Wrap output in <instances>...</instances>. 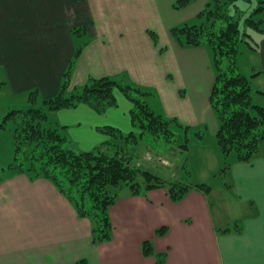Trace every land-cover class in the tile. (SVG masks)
Instances as JSON below:
<instances>
[{"label":"crops","instance_id":"crops-1","mask_svg":"<svg viewBox=\"0 0 264 264\" xmlns=\"http://www.w3.org/2000/svg\"><path fill=\"white\" fill-rule=\"evenodd\" d=\"M176 1L0 0V91L13 101L33 92L55 97L82 43L73 87L110 77L159 91L148 101L155 113L177 119L189 134L198 129V139L205 130L217 139L211 50L182 47L170 35L156 45L151 35V13L173 10L171 26L178 27L204 12L205 0L191 11H174ZM260 35L244 57V73L254 102L264 107ZM116 98L118 107L105 113L85 104L59 110L52 125L78 152L93 151L111 140L105 127L136 132L132 103L120 90ZM216 148V162L224 164ZM227 172L229 185L207 194L192 190L180 202L166 188L138 195L122 189L110 208L112 238L95 243L92 221L54 183L9 170L0 184V264H264V141L252 161L235 162Z\"/></svg>","mask_w":264,"mask_h":264},{"label":"trees","instance_id":"trees-1","mask_svg":"<svg viewBox=\"0 0 264 264\" xmlns=\"http://www.w3.org/2000/svg\"><path fill=\"white\" fill-rule=\"evenodd\" d=\"M193 1L178 0L174 7L184 9ZM239 1L209 0L206 10L200 15L202 24H185L172 29L180 45L208 47L212 52L216 78L210 103L220 123L217 143L226 163L225 171L235 162L252 161L264 141V107L254 102L251 79L239 67L242 44L246 43L249 49H256L259 44L253 47L246 41L253 36L244 32L234 18ZM263 10L261 6L255 12ZM247 24L257 33H264L261 21L252 17ZM74 34L80 35L81 31L78 29ZM152 36L156 39L155 33ZM83 48L82 43L77 46L55 97L42 99L41 107H38L39 96L37 92L31 93V107L9 111L0 129L6 128L8 122L14 127L15 160L10 171L27 173L31 178H44L54 183L74 204L79 216L92 221L94 242L103 243L112 238L110 208L122 189L128 188L138 195L166 188L172 201L180 202L192 190L207 194L212 188L208 184L169 181L140 163L143 160L141 147L146 139H162L175 143L182 151H188L189 128L175 118L155 113L148 102L154 93L131 83L103 77L91 79L82 87H73L71 74ZM116 90H120L133 105L131 120L136 132L123 135L116 128L105 127L101 130L111 137L110 141L93 151L77 154L66 148L67 139L57 128L45 126L49 113L81 104L98 113L118 107ZM3 172L0 170V184L4 179Z\"/></svg>","mask_w":264,"mask_h":264},{"label":"rangeland","instance_id":"rangeland-1","mask_svg":"<svg viewBox=\"0 0 264 264\" xmlns=\"http://www.w3.org/2000/svg\"><path fill=\"white\" fill-rule=\"evenodd\" d=\"M177 1L173 5L174 11H179V9H176L174 7ZM202 3L203 0H194L188 6V8L186 7V11H189L190 9L194 10V7H196L197 5H202ZM208 3L209 0H205L203 10H206ZM262 3L263 0H240L237 3L238 12L233 13L234 18L239 21L242 30L246 33H250V35L253 36V38H248L246 40L253 47H255L256 43L260 41L261 35L254 31L253 28L247 24V20L253 17L255 20L261 21V26L264 28V10L258 13L255 12L259 7H264V4ZM173 15V10L166 9L164 11H161V13H158V15H154L151 13L148 16L147 20L149 23V27L151 28L150 31H152L151 35L155 32L158 34H156L154 44L158 45L160 38L161 40H164L166 36L170 35L176 41V43L180 45L174 38L172 33V29L174 27L171 25L176 22V18H174ZM202 21L203 20L201 19H196L191 23L188 22V25H200L202 24ZM241 51L242 54L239 56V67L242 73H248L245 69L247 67L244 66V57L245 55L247 56V53L250 51V49L246 45V43L242 44ZM213 65L214 64L212 61V68H209L210 66H208L209 71L210 69L214 70ZM206 71H208L207 67ZM168 78L172 80L173 75L171 74ZM141 88L143 90L150 91V89L146 87ZM118 91L119 90H116L115 94L118 93ZM155 92L158 93V96H160L159 91ZM155 92L152 93L156 95ZM158 96L156 101H158ZM11 97L12 96L9 94V92H7V90L3 89L0 91V124L4 121L5 116L9 111L27 110L31 107V104L27 100V98H29L28 96H25V99L24 97H21L19 100L15 101H13ZM41 103L42 98H39L36 106L41 107ZM53 113H49L48 120L46 121L45 126L54 128L52 125V123L54 122ZM13 129L14 127L11 122L7 123L6 128L0 129V170L4 171L3 175L10 170V165L15 160V142ZM197 131H192V133L189 134L190 143L188 151H182L177 147L178 145H176L175 143H167L162 139H146L141 147L143 160H141L140 163H144L145 167L151 168L154 173H159L160 176L166 178L169 181L176 180L190 185L208 184L211 187L215 188V190L229 185L231 182V176L228 175L227 171H225L224 164L226 163L218 164L216 162L217 152H215V149H217V139L212 138L210 132H207V130H205V136L203 137V140L198 139L195 137V133ZM61 133L65 137H67L65 133ZM66 148L77 154L82 153L74 149L70 141L67 142ZM214 152L216 154H214Z\"/></svg>","mask_w":264,"mask_h":264}]
</instances>
